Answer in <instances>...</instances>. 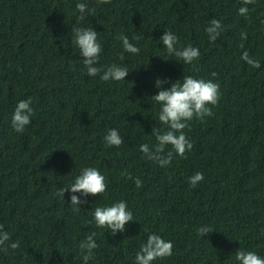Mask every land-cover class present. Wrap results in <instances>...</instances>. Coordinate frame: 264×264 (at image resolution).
<instances>
[{
    "label": "trees",
    "instance_id": "1",
    "mask_svg": "<svg viewBox=\"0 0 264 264\" xmlns=\"http://www.w3.org/2000/svg\"><path fill=\"white\" fill-rule=\"evenodd\" d=\"M78 3L87 6L83 19ZM212 19L222 24L215 41L205 31ZM80 27L97 32L95 66L125 67V80L87 74L73 42ZM166 30L178 49L198 48L199 59L169 56ZM121 34L138 54L124 51ZM188 75L218 83L220 98L211 116L183 130L192 149L180 156L167 145L171 163L161 167L140 150L154 151L157 131L168 130L155 81L166 88ZM29 98L31 123L16 132L12 115ZM112 128L119 147L104 141ZM85 167L98 169L107 189L75 193L86 202L73 206L70 191L57 192ZM197 172L204 180L193 187ZM121 200L134 220L114 235L97 227L94 209ZM0 225L10 237L0 264H85L80 245L93 233L98 247L87 264H135L153 233L173 252L152 264H239L240 249L264 258V0H0ZM203 226L213 232L200 234Z\"/></svg>",
    "mask_w": 264,
    "mask_h": 264
},
{
    "label": "clouds",
    "instance_id": "2",
    "mask_svg": "<svg viewBox=\"0 0 264 264\" xmlns=\"http://www.w3.org/2000/svg\"><path fill=\"white\" fill-rule=\"evenodd\" d=\"M100 4H108L111 0H98ZM244 5L253 4L255 0H242ZM80 12V19L84 18L86 4L78 3L76 5ZM248 13L247 7H240L239 14L246 16ZM209 36V40L215 41L222 31V24L217 19H212L210 24L205 29ZM244 35V34H242ZM122 41V46L125 52L138 54L140 49L129 41L126 35L121 34L118 37ZM139 39V37H133ZM163 46L167 50L169 56H176L184 62V64H192L194 60L199 59L200 51L198 48L188 45L183 48H177L179 37L174 33L166 30L160 37ZM73 42L78 47L80 55L83 57V62L87 68L89 76L100 75V79L104 82L125 80L129 70L116 64L109 65L107 68L96 67L99 56L102 52L101 44L97 40V32L92 28H74ZM249 65L252 67H260L259 61L249 57L247 52L242 55ZM217 74L212 73L215 77ZM165 82L161 79L155 81L158 93L152 96V99L160 105L159 121L166 125L168 130L160 133L157 131V145L154 151H150L147 144L140 146L141 152L150 160L157 162L161 167L170 165L172 159V151L177 155L184 156L186 151H190L193 147L190 140L184 134V129L189 127L188 122L194 118L203 120L205 116H211L212 108L220 98L219 84L212 80L203 78H195L191 75L184 76L182 82H173L170 87H163ZM31 98L18 102L12 115V126L16 132H24L26 126L31 123V117L34 114V109L31 106ZM104 141L108 146L119 147L123 143L119 131L115 128L109 129L104 136ZM167 145L172 146V151L165 154ZM204 180L203 173L197 172L189 178V183L195 187L198 183ZM137 187H142V181L135 179ZM107 189L104 175L94 167H85L80 174L75 178L74 183L70 187L61 188L57 192V196L64 199L66 191H70L71 205L78 206L85 203L75 193H81L87 197L89 194L96 196L101 195ZM94 221L97 227L110 230L111 234H115L117 230L123 232L125 225L129 221H133V214L128 209L127 203L123 200L113 203L111 206L96 207L93 213ZM0 225V251L7 252L6 242L10 239L9 234L2 230ZM199 233L213 232V229L208 226H203ZM94 233L87 237L86 241L80 245L81 251L84 254L83 260L85 264L91 259L93 250L98 247L94 240ZM11 248L19 247L18 243H11ZM173 244L171 241L164 240L160 235L155 233L150 234L145 243L136 253L135 264H152L157 259H164L172 255ZM236 260L239 264H264V258L254 251L238 250L236 252Z\"/></svg>",
    "mask_w": 264,
    "mask_h": 264
}]
</instances>
